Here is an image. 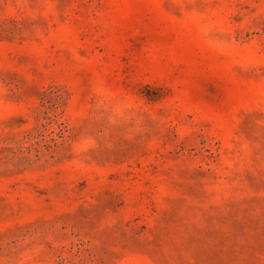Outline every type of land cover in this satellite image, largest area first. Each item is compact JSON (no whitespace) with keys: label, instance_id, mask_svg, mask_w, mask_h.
I'll list each match as a JSON object with an SVG mask.
<instances>
[{"label":"rangeland","instance_id":"1","mask_svg":"<svg viewBox=\"0 0 264 264\" xmlns=\"http://www.w3.org/2000/svg\"><path fill=\"white\" fill-rule=\"evenodd\" d=\"M0 264H264V0H0Z\"/></svg>","mask_w":264,"mask_h":264}]
</instances>
